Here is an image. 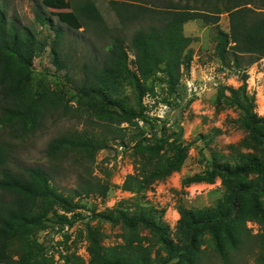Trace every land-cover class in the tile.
<instances>
[{"label": "trees", "instance_id": "1", "mask_svg": "<svg viewBox=\"0 0 264 264\" xmlns=\"http://www.w3.org/2000/svg\"><path fill=\"white\" fill-rule=\"evenodd\" d=\"M41 2L53 9L72 8L75 16L66 23L74 29L92 24L100 33L108 30L93 0ZM152 2L110 0L120 23L116 29L136 25L130 45H126L123 35L110 33L105 55L85 62L78 80L70 77L68 69L65 73L68 80L75 81V110L86 114V119L97 127L68 130L47 143L45 153L51 163L71 155L81 158L80 164L85 166L87 175L78 174L77 185L70 193L58 190L52 184L51 172L42 166H21L17 171L6 168L11 154L0 144V264H205L210 256L222 264H234L232 259L248 247L255 263L264 264V116L257 114L255 97L246 89L247 66L264 57V0ZM222 13H227V30L219 25ZM37 19L54 30L50 53L56 70L66 68L60 57V29L43 14H37ZM190 20L213 25L214 59L222 69L232 68L242 74L238 87L222 86L217 90V106L237 109V121L247 131L240 144L258 146L260 151L238 152L234 163L212 152L203 170L187 182H212L218 176L222 196L202 207L179 203V217L172 231L163 219L165 209L142 199L154 180L180 168L193 142L182 138L180 118L151 116L144 99L147 94L156 96L159 85L164 90L160 101L170 110L183 100L180 80L189 72L193 59L189 47L193 39L184 34L183 26ZM45 47L46 43L37 40L29 29L8 24L0 9V90L6 102L1 108L0 125L9 133L13 129L16 132L12 134H19L18 130L20 134L33 132L48 112L59 106L69 109L62 90L50 89L47 80L35 75L33 60ZM128 87L134 93L133 100L126 93ZM198 138L208 144L207 136L201 134ZM130 141L138 162L120 185L130 196L108 209L88 208L89 215L111 224L121 222L131 233L143 226L152 235L103 246L97 232L88 226V260L69 253L62 263H54L45 256L44 245L35 239L34 231L44 228L48 221L70 226L83 215L85 197L104 198L111 187L110 174L106 178L92 176L91 164L97 153L112 142L125 149ZM58 209L63 213L59 214ZM248 221L256 222L260 232L253 234Z\"/></svg>", "mask_w": 264, "mask_h": 264}, {"label": "rangeland", "instance_id": "2", "mask_svg": "<svg viewBox=\"0 0 264 264\" xmlns=\"http://www.w3.org/2000/svg\"><path fill=\"white\" fill-rule=\"evenodd\" d=\"M93 1L108 27V30L103 33H100L99 29L92 24H84L78 29L68 25L66 22L75 16L72 8H48L42 4L41 0H0V9L4 12L8 24H13L18 29L27 28L37 40L46 43L42 54L33 60L32 66L35 75L37 79L47 80L50 89L62 90L64 101H67L69 106L68 110L59 106L55 111L45 114V118L41 119L33 132L30 133L22 132L20 134V130H18L19 134H12L11 132H16V129L9 133L8 128L0 125V144L11 154L5 167L17 171L21 166H42L51 172L52 184L66 194L76 187L78 174L87 175L83 169L85 166L80 164L81 158L71 155L67 156L64 161L51 163L45 153L47 143L51 138L68 130L97 127L96 124H91L86 119V114L75 110L77 102L72 97L75 95V81L68 80L65 73L68 69L70 77L78 80L85 62H89L95 56L100 59L105 55L104 46L110 39V33L123 35L126 45L129 46L131 36L136 28V25H129L125 30H122V27L116 29L120 23L115 11L111 8L110 0ZM114 1L117 3L127 1L148 3V0ZM73 4L75 2H72ZM39 13L51 18L52 24L61 31L60 57L66 68L56 70L51 60L50 43L55 33L48 23H42L37 19ZM219 25L225 30L228 29L227 13L220 15ZM183 31L185 35L191 36L193 39L189 45L193 50V59L189 72L184 73L180 80L179 89L183 100L176 102L178 106L169 109L164 117L168 116L169 120L180 118L179 121L183 128L182 138L187 142L192 141L193 144L188 147L180 168L161 179L154 180L142 199L144 203L165 209L163 219L169 224L172 231L179 217L176 210L179 203H183L187 207H202L213 204L216 199L222 196L223 185L218 176L212 182L203 180L187 182L188 178H192L203 170L205 161L212 152L219 153L221 160L234 163L238 152L260 151L258 146L247 148L240 144V141L246 137L247 131L237 121V109L233 107L218 108L217 106V90L222 86L238 87L241 84L242 74L232 68L222 69L214 59L212 55L213 25H203L200 20H190L184 24ZM128 52L129 59H132L133 54L129 49ZM247 59V56L243 58L244 61ZM246 72V89L255 97L257 114L264 116V57L247 66ZM189 82L195 84L206 82L208 89L199 95L191 93L187 87ZM68 87L73 89L69 90ZM156 89L158 91L156 96L148 94L145 96L151 116H156L160 104L163 103L160 101L164 94L163 87L156 85ZM126 93L131 100L134 99L131 88L128 87ZM4 105L6 102L0 90V113ZM201 134L207 136L208 144L199 138L196 139ZM125 139L127 140L128 137ZM115 144L112 142L109 148L99 151L91 164L92 176L106 178L110 174L111 187L107 195L104 198L93 195L85 197L83 199L85 207L81 210L83 215L77 216L70 226L64 224L68 226L67 230L63 229L64 225L59 222L48 221L44 228L34 231L35 239L44 245L45 256L51 258L54 263H62L64 256L69 253H75L85 261L88 260V226L97 232L103 246L123 243L125 239H137L152 235L143 226H139L136 231L131 233L121 222L111 224L90 218V209L88 208H93L95 211L108 209L120 199L130 196V193L123 191L120 185L124 177L134 171L138 162V154L132 151L134 150L131 147L133 141H130V144L124 149L122 157L118 158ZM1 169L0 167V171ZM57 212L63 213L59 209ZM68 217H72V214L68 213ZM247 226L253 234L260 232V227L256 222L248 221ZM254 257L248 247L240 257L233 258L231 263L256 264ZM12 264L17 263L12 262ZM205 264L222 263L216 257L210 256L205 260Z\"/></svg>", "mask_w": 264, "mask_h": 264}, {"label": "built area", "instance_id": "3", "mask_svg": "<svg viewBox=\"0 0 264 264\" xmlns=\"http://www.w3.org/2000/svg\"><path fill=\"white\" fill-rule=\"evenodd\" d=\"M263 60V59H262ZM187 87H188V90L191 92V93H195V94H202L203 92L207 91V83H203V84H195L194 82H189L187 83ZM144 102H145V99H144ZM146 103V102H145ZM169 111V106L165 103H162L160 104L159 106V111L158 113L156 114L157 117L159 118H163L167 112ZM141 124V122H139ZM149 136V134H147ZM115 148L117 150L116 154H117V157H122L123 155V152H124V148L122 145L120 144H115ZM68 215V213H67ZM68 226L67 225H64L63 226V229L67 230Z\"/></svg>", "mask_w": 264, "mask_h": 264}]
</instances>
